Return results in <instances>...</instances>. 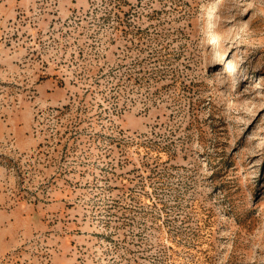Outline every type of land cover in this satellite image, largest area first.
<instances>
[{
  "label": "rangeland",
  "instance_id": "374dc122",
  "mask_svg": "<svg viewBox=\"0 0 264 264\" xmlns=\"http://www.w3.org/2000/svg\"><path fill=\"white\" fill-rule=\"evenodd\" d=\"M0 264H264V0H0Z\"/></svg>",
  "mask_w": 264,
  "mask_h": 264
}]
</instances>
